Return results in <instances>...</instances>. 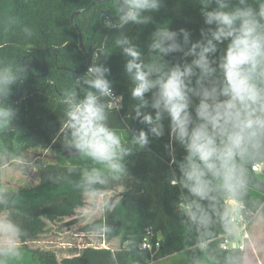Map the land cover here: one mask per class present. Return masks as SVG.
Listing matches in <instances>:
<instances>
[{
  "label": "trees",
  "instance_id": "16d2710c",
  "mask_svg": "<svg viewBox=\"0 0 264 264\" xmlns=\"http://www.w3.org/2000/svg\"><path fill=\"white\" fill-rule=\"evenodd\" d=\"M93 0H0V69L10 68L18 80L24 65L33 58V74L24 73L20 89L24 92L17 101L16 86L8 103L15 109L14 118L0 126V166L5 158L15 160L28 150H54L58 153L56 162L40 165L39 181L36 184L5 193L0 212H7L9 219L16 223L23 243L38 238L45 232L47 222L72 216L85 205L82 174L94 167H101L82 155L69 144L70 136L63 128L66 105L64 94L73 88L82 97L84 88L75 81L87 74L92 63H103L110 69L108 79L112 81L113 93L121 97L119 108L111 106V98H102L108 108V124L122 136L131 137L147 125L135 117L137 103L130 94L131 80L125 71L126 57L115 46V40L126 35L140 49L145 61H150L151 34L157 27L167 25L171 30L185 28L190 33V42L201 38L200 29L208 28L200 15L198 0H162L163 6L150 13L152 20L147 25L127 24L123 28L110 27L117 20L108 21L106 14H116L114 1L97 2L84 14L72 20V14L88 7ZM239 0H230L236 6ZM258 9L259 0H247ZM80 27L84 43L93 48V59H88L79 42ZM89 38L90 42H87ZM182 40V36L180 37ZM87 40V41H86ZM225 47L221 44L212 54L219 57ZM169 65L190 61L182 52L169 53L164 57ZM67 67L76 72L59 70L56 66ZM46 70L49 73L46 76ZM17 80V82H18ZM150 94H146V97ZM154 114V110H151ZM168 118L164 120V134L155 137L149 134V143L137 152L129 154L124 165L126 172L118 178L105 177L104 184H97L94 191L112 185L126 188L113 211L106 216L104 230L107 236H120L121 247L88 246L81 253L58 259L52 251L37 250L39 264H152L169 255L185 251L190 258L212 259L214 264H244V251L224 249L220 235L225 234L223 224L215 213L213 222L207 228H197L179 210L178 204L186 190L179 184L173 186V173L179 170L172 163L171 149L177 161L184 156V149L170 138ZM256 163L264 165V159H257L247 165L248 187L241 197V210L250 219L256 214L264 218V167L255 171ZM117 182L115 183V181ZM119 181V182H118ZM217 196V209L228 203L222 193ZM207 206L208 202H204ZM148 240L151 249H143ZM159 242V246L155 243ZM3 253L0 252V262Z\"/></svg>",
  "mask_w": 264,
  "mask_h": 264
},
{
  "label": "clouds",
  "instance_id": "9594fccd",
  "mask_svg": "<svg viewBox=\"0 0 264 264\" xmlns=\"http://www.w3.org/2000/svg\"><path fill=\"white\" fill-rule=\"evenodd\" d=\"M200 15L208 28H201V38L190 42L185 28L171 30L167 25L151 34L150 61L126 35L115 40V46L127 58L125 71L131 80V97L135 117L147 125L131 138V144L144 148L149 134H164L168 118L170 138L184 149L177 161L168 145L172 163L179 170L171 184L180 185L187 195L181 197L179 210L197 228L219 218L225 231L232 232L241 211V197L248 187L247 165L264 159V0L258 9L239 0H198ZM118 19L110 27L123 28L131 23L147 25L163 6L162 0H114ZM182 36V40L180 37ZM225 44L221 55L212 54ZM182 52L190 61L169 65L164 57ZM110 69L103 63H92L82 81L87 87L80 97L73 88L62 99L66 105L63 128L69 133V144L101 167L82 174V184L94 191L104 184L106 176L118 178L126 172L125 158L131 153L127 141L108 124V108L102 98L113 96ZM18 76L10 68L0 69V126L15 116L8 103ZM146 94L150 96L146 97ZM151 110H154V114ZM227 200L217 209L215 194ZM208 202L207 206L204 202ZM19 226L11 219L0 218V236L5 255H19L16 237Z\"/></svg>",
  "mask_w": 264,
  "mask_h": 264
},
{
  "label": "rangeland",
  "instance_id": "374dc122",
  "mask_svg": "<svg viewBox=\"0 0 264 264\" xmlns=\"http://www.w3.org/2000/svg\"><path fill=\"white\" fill-rule=\"evenodd\" d=\"M123 138L131 148L130 154L137 152L138 147L131 144L132 137L124 132ZM57 159L58 153L54 150H28L15 160L5 158L3 165L0 166V204L5 193L38 183L39 166L56 162ZM105 186L103 190L87 191L85 205L74 215L62 220L48 221L45 232L38 238L23 243L19 236L16 237L19 255L3 254L0 264H39L36 260L37 250L52 251L58 259H61L67 255L81 253L88 246L119 249L120 236H107L103 226L107 214L113 211L126 188L121 185L115 187L110 181ZM4 217L9 219L8 213L0 212V218ZM261 217V214H256L255 227L261 224ZM2 247H4V239L0 236V248ZM152 264H214V261L190 258L185 251H181Z\"/></svg>",
  "mask_w": 264,
  "mask_h": 264
},
{
  "label": "built area",
  "instance_id": "2783aa9c",
  "mask_svg": "<svg viewBox=\"0 0 264 264\" xmlns=\"http://www.w3.org/2000/svg\"><path fill=\"white\" fill-rule=\"evenodd\" d=\"M121 103V97L116 96L113 93L111 97V106L119 108ZM264 165L262 163H256L252 166V169L255 171H261ZM235 201L228 200V204H233ZM242 208V206H241ZM253 220L250 219L246 212L240 211L239 215L236 218V222L233 226L232 232H226L219 236L222 239V247L224 249H239L246 251L248 248V243L251 239V226ZM156 246H159V242L155 243ZM152 244L147 239L143 242V249H151Z\"/></svg>",
  "mask_w": 264,
  "mask_h": 264
},
{
  "label": "crops",
  "instance_id": "0c3cea01",
  "mask_svg": "<svg viewBox=\"0 0 264 264\" xmlns=\"http://www.w3.org/2000/svg\"><path fill=\"white\" fill-rule=\"evenodd\" d=\"M255 220L256 218L252 222L251 239L244 254V264H264V218H260L261 224L258 227L254 226Z\"/></svg>",
  "mask_w": 264,
  "mask_h": 264
},
{
  "label": "flooded vegetation",
  "instance_id": "af4514ba",
  "mask_svg": "<svg viewBox=\"0 0 264 264\" xmlns=\"http://www.w3.org/2000/svg\"><path fill=\"white\" fill-rule=\"evenodd\" d=\"M99 1H101V2H111V1H114V0H93L92 2H95V4L97 3V2H99ZM92 2H91V4H92ZM90 4V5H91ZM94 4V5H95ZM89 5V6H90ZM94 5H92V6H94ZM88 6V7H89ZM91 6V7H92ZM90 7V8H91ZM87 8V7H86ZM90 8L88 9V10H90ZM83 9H85V8H83ZM83 9H80V10H83ZM87 10V11H88ZM77 11H79V10H77ZM87 11H85V12H87ZM85 12H83V13H80V14H84ZM118 16V13H116V14H106V17H107V19H108V21L109 22H111V21H113L114 19L113 18H115V17H117ZM71 20H72V18H71ZM116 20V19H115ZM73 23L75 24V25H77L78 26V24L77 23H75L74 22V20H73ZM79 30H78V32L79 31H81V29H80V27H77ZM81 37H82V42H83V46H82V44H81V40H80V32H79V42H80V46H81V50H82V52L84 53V55L86 56V58H87V56H88V54H90V51L92 52V54L94 55V52H93V48H92V46L91 45H86L84 42V36H83V34H82V31H81ZM88 40V41H87ZM87 42H90V40H89V38H87ZM86 48H87V50H86ZM92 55V56H93ZM92 59H93V57H92ZM35 61H36V58H33V60L29 63V64H27V65H24L23 66V68H22V70L24 69V71H23V73H22V70H21V79H22V76L24 75V73L25 72H27V73H29V74H33V71H32V68H33V65H34V63H35ZM28 68H29V70L30 71H28ZM56 68L57 69H59V70H65V68H67V67H60L59 65H57L56 66ZM71 69V68H70ZM73 70V69H72ZM67 71V70H66ZM31 72V73H30ZM70 72V71H69ZM49 73V70H46V72H45V74H44V76H46L47 74ZM20 82H21V80L19 81L18 80V82H17V86H16V94H17V90H18V92L19 93H21V95L23 94V92H24V90H23V88L22 89H20L21 87H20ZM9 101V100H8Z\"/></svg>",
  "mask_w": 264,
  "mask_h": 264
},
{
  "label": "water",
  "instance_id": "95a60500",
  "mask_svg": "<svg viewBox=\"0 0 264 264\" xmlns=\"http://www.w3.org/2000/svg\"><path fill=\"white\" fill-rule=\"evenodd\" d=\"M95 4V2H92V4L89 6V7H87V8H85V9H83V10H79V11H75L73 14H72V16H71V18H72V22H73V20H74V17H75V15H78V14H80V13H83V12H85V11H87L92 5H94ZM114 20L116 19H118V16L117 17H115V18H113ZM79 30V29H78ZM80 32V40H81V44H82V46H83V42H82V37H81V31H79ZM93 54H92V52L90 51V54H88V56H87V59H88V63L90 64V62L92 61V56ZM65 70H67V71H70V72H76L75 70H72V69H70V68H65ZM23 71H24V69L22 70V73H23ZM28 71H30L29 70V68H28ZM31 73V72H30ZM42 76H44V74L42 75ZM21 80V77L19 78V81ZM20 96H21V93H19L18 92V90H17V95H16V97L14 98V99H12L11 101H17L19 98H20Z\"/></svg>",
  "mask_w": 264,
  "mask_h": 264
}]
</instances>
